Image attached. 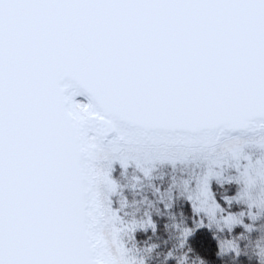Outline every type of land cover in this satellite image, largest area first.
Returning a JSON list of instances; mask_svg holds the SVG:
<instances>
[{
	"label": "snow or ice",
	"instance_id": "6c2138e0",
	"mask_svg": "<svg viewBox=\"0 0 264 264\" xmlns=\"http://www.w3.org/2000/svg\"><path fill=\"white\" fill-rule=\"evenodd\" d=\"M153 208L264 261V0H0V264H137Z\"/></svg>",
	"mask_w": 264,
	"mask_h": 264
},
{
	"label": "trees",
	"instance_id": "16d2710c",
	"mask_svg": "<svg viewBox=\"0 0 264 264\" xmlns=\"http://www.w3.org/2000/svg\"><path fill=\"white\" fill-rule=\"evenodd\" d=\"M213 188L217 190V195L219 197V193L226 195H234L238 190V184L235 183H224L219 185L218 183H213ZM183 207L185 209L190 210V203L184 204ZM234 210H238L239 207H234ZM184 211L180 205L176 206V212L179 214ZM154 219L158 221V232L152 236L147 249L145 250L144 245L141 244V252L139 253V258L141 260H146L147 264H176L175 258H169V251L177 252L182 251L179 247L180 244V236L179 234L171 228L165 227L166 224L171 223L170 217L164 216L159 217V213L154 209L153 214ZM185 215L187 213L185 212ZM264 222L258 221V223ZM242 228H237L234 230L236 234H238ZM227 231V230H225ZM151 229L148 232H144L143 230H139L137 232V240L144 241L148 239L150 236ZM264 235V232L259 230L252 233L253 239L258 236ZM192 239L193 247L196 252L199 253V258L193 257L195 259V264H201V261H204V264H222V261H227V264H259V257L254 253H242L237 260L235 259V253L226 252L224 253V257H218L216 253L219 251L218 241L215 239V236L212 235L211 229H208L205 232H200ZM247 243V241H242V247Z\"/></svg>",
	"mask_w": 264,
	"mask_h": 264
},
{
	"label": "clouds",
	"instance_id": "9594fccd",
	"mask_svg": "<svg viewBox=\"0 0 264 264\" xmlns=\"http://www.w3.org/2000/svg\"><path fill=\"white\" fill-rule=\"evenodd\" d=\"M184 254L185 253H184L183 250L182 251L174 252V255L176 257V259H175L176 260V264H181V261L183 259ZM256 255L259 257L258 254H256ZM194 256L196 258H199V253L195 251V254L194 255H191V257H190V264H195V259L193 258ZM217 256L223 258L224 257V253H219V251H218ZM222 264H227V261L223 260L222 261ZM259 264H264V261H261L260 257H259Z\"/></svg>",
	"mask_w": 264,
	"mask_h": 264
},
{
	"label": "rangeland",
	"instance_id": "374dc122",
	"mask_svg": "<svg viewBox=\"0 0 264 264\" xmlns=\"http://www.w3.org/2000/svg\"><path fill=\"white\" fill-rule=\"evenodd\" d=\"M81 101H84V100H82L81 99ZM119 173V166H117V174ZM213 183H216L215 181L213 182ZM227 183V182H226ZM233 183H235L236 184V182H234L233 181ZM237 185V184H236ZM238 188H239V185H238ZM151 192H152V189H151V187L150 186H146L144 189H143V193L144 194H151ZM129 195H130V197L131 198H138V197H136V196H133V194L130 192L129 193ZM233 206L234 207H239V209L242 207V205L240 204V203H238V202H233ZM153 211H154V208L151 210V214H153ZM214 227H215V225H214ZM140 257V256H139ZM137 258V264H139V261L141 260L140 258Z\"/></svg>",
	"mask_w": 264,
	"mask_h": 264
},
{
	"label": "bare ground",
	"instance_id": "6f19581e",
	"mask_svg": "<svg viewBox=\"0 0 264 264\" xmlns=\"http://www.w3.org/2000/svg\"><path fill=\"white\" fill-rule=\"evenodd\" d=\"M76 99L77 100H81L82 99V100H84V102H88V97L86 95H84V94L78 95L76 97ZM73 115H76V114L73 113Z\"/></svg>",
	"mask_w": 264,
	"mask_h": 264
},
{
	"label": "water",
	"instance_id": "95a60500",
	"mask_svg": "<svg viewBox=\"0 0 264 264\" xmlns=\"http://www.w3.org/2000/svg\"><path fill=\"white\" fill-rule=\"evenodd\" d=\"M70 115H73V114H70ZM73 116H75V115H73Z\"/></svg>",
	"mask_w": 264,
	"mask_h": 264
}]
</instances>
